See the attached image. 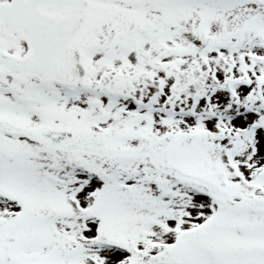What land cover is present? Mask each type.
<instances>
[{
    "label": "snow or ice",
    "instance_id": "obj_1",
    "mask_svg": "<svg viewBox=\"0 0 264 264\" xmlns=\"http://www.w3.org/2000/svg\"><path fill=\"white\" fill-rule=\"evenodd\" d=\"M0 264H264V0H0Z\"/></svg>",
    "mask_w": 264,
    "mask_h": 264
}]
</instances>
